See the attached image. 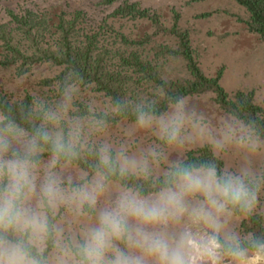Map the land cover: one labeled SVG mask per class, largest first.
Segmentation results:
<instances>
[{"label":"clouds","instance_id":"obj_1","mask_svg":"<svg viewBox=\"0 0 264 264\" xmlns=\"http://www.w3.org/2000/svg\"><path fill=\"white\" fill-rule=\"evenodd\" d=\"M52 88L0 100V264H264L259 114Z\"/></svg>","mask_w":264,"mask_h":264},{"label":"rangeland","instance_id":"obj_2","mask_svg":"<svg viewBox=\"0 0 264 264\" xmlns=\"http://www.w3.org/2000/svg\"><path fill=\"white\" fill-rule=\"evenodd\" d=\"M103 1L0 0V27L8 26L6 32L13 30L17 24L12 20L11 12L25 15L28 10H33L41 17H46L49 31L45 32L43 44L53 49L61 36L59 24L63 15L68 20H78L79 42L85 43L87 36L98 34L97 46L102 49L113 46L116 33L136 40L150 36L145 51L153 54V57L161 45L181 48L183 52L187 50L183 49L186 42L189 46L187 51L200 71L208 79H218L225 95L222 97L215 89H209L187 96L192 103L211 116L236 109L232 103L238 105L237 96L244 93L253 96V103L261 108L259 115L264 118V38L251 29V13L237 0H120L113 5H105ZM126 3L137 9L148 10L151 17H115L116 9ZM77 13H81V16ZM109 26L113 27V31L108 29ZM4 43L0 39V61H5L6 56L11 59L14 57ZM29 43L30 40L24 35L18 34L14 44L22 51ZM106 60L110 63L109 58ZM21 64L20 60L9 65L0 64V94L15 96L19 100L27 94L53 92L52 86H43L41 82L60 73V68L51 63L40 64L19 76L18 67ZM163 77L180 84L194 79L184 55L168 59ZM91 87L103 107L107 95L97 92L95 84ZM111 135L113 139H119L120 129L113 125ZM247 227L261 230L264 222H253Z\"/></svg>","mask_w":264,"mask_h":264},{"label":"trees","instance_id":"obj_3","mask_svg":"<svg viewBox=\"0 0 264 264\" xmlns=\"http://www.w3.org/2000/svg\"><path fill=\"white\" fill-rule=\"evenodd\" d=\"M120 0H104L103 4L113 5ZM238 3L245 6L251 13V29L258 32L264 38V0H237ZM45 15V14H43ZM81 16V13H77ZM115 17L130 16L133 19L151 17L148 10L136 8V6H120L114 12ZM12 20L17 27L6 32L8 26L0 27V39L5 41L4 46L14 57L6 56L5 61L0 64L9 65L13 62L22 61L18 67L19 76H23L32 70L35 65L51 63L60 68V73L52 78H45L41 84L51 87L54 79H58L61 74L71 68L80 71L85 80L92 85H96L95 90L99 93H105L107 97L116 95H147L158 86H163L170 95H193L203 93L209 89H215L222 97L224 90L218 84V79H208L198 68L193 57L190 56L188 43L183 45V52L180 49H173L169 46H159L158 53H147L145 49L148 46L151 37H145L140 40L130 39L125 34L116 33L115 42L111 48H100L97 46L99 35L87 36V41L83 43L78 41L79 31L77 30V19L68 20L65 15L62 16L59 29L61 31L60 39L56 48L45 47L43 41L45 32L48 30L46 17H41L39 13L28 10L25 15H18L11 12ZM112 29L113 27H108ZM164 30V28H161ZM111 31V30H110ZM165 31V30H164ZM24 35L30 40L29 45H25L22 51L15 46L16 38ZM107 34V33H106ZM105 34V35H106ZM21 43V42H20ZM153 53V52H152ZM189 62V67L193 71L194 79L185 81L183 84L173 82V80L164 79L168 59L170 57H182ZM170 56V57H169ZM109 58L110 63H107ZM163 59V60H162ZM115 62V63H114ZM6 95L0 94V100ZM27 94L24 99H30ZM224 99V98H223ZM225 103V101H223ZM237 103H232L233 107L241 112V115L248 117L259 114L261 108L254 105L253 96H246L239 93ZM260 116V115H259ZM261 117V116H260ZM260 124L264 127V118L261 117Z\"/></svg>","mask_w":264,"mask_h":264}]
</instances>
